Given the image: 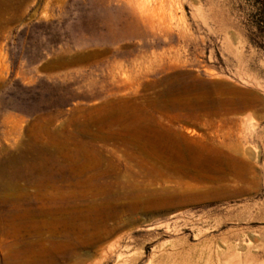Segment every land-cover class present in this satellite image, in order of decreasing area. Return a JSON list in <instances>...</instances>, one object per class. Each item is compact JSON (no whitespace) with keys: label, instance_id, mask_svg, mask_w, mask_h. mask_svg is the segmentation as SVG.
<instances>
[{"label":"rangeland","instance_id":"374dc122","mask_svg":"<svg viewBox=\"0 0 264 264\" xmlns=\"http://www.w3.org/2000/svg\"><path fill=\"white\" fill-rule=\"evenodd\" d=\"M155 2L142 39L90 0L0 5V264H264V0ZM220 148L260 183L160 164Z\"/></svg>","mask_w":264,"mask_h":264},{"label":"bare ground","instance_id":"6f19581e","mask_svg":"<svg viewBox=\"0 0 264 264\" xmlns=\"http://www.w3.org/2000/svg\"><path fill=\"white\" fill-rule=\"evenodd\" d=\"M13 2L14 0H6L5 2L0 0V5L6 7L7 5H12ZM90 2L93 4L92 8L94 6L95 8H99L100 11L106 13L110 18L116 15L124 17L123 28H132V31L135 32L138 38H145L150 33L154 35L155 30L158 28L154 22V16L157 10L155 0H90ZM9 8H6L7 11L10 10ZM18 9L19 12L22 11L21 4ZM142 25L144 26L143 30L141 29ZM106 26L109 28V32H113L115 25L113 28L109 24H106ZM113 34L115 35V33ZM155 43L148 42L142 44L145 52L148 54L155 53ZM0 82L3 83V81ZM247 158L250 157H247L245 153H242V157L240 158L236 156L232 157L228 151L220 148L217 154L212 153L193 158L195 163L199 164L196 166L189 164V158H175L176 160L173 161L174 164H164L162 161L160 164L172 177L179 179L193 177L207 184L198 190V194L211 197L227 193L226 189L229 188L232 177L239 178V176H248L246 178L252 185L253 182L255 186L260 183L257 171L247 165ZM255 158L257 159V157ZM237 162H243L244 164L236 165ZM236 166L239 169H236Z\"/></svg>","mask_w":264,"mask_h":264}]
</instances>
